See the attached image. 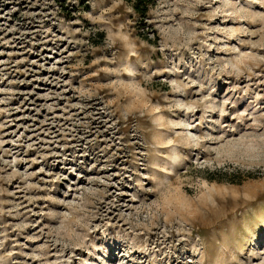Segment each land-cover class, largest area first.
<instances>
[{
	"label": "rangeland",
	"instance_id": "rangeland-1",
	"mask_svg": "<svg viewBox=\"0 0 264 264\" xmlns=\"http://www.w3.org/2000/svg\"><path fill=\"white\" fill-rule=\"evenodd\" d=\"M0 0V264H264V0Z\"/></svg>",
	"mask_w": 264,
	"mask_h": 264
},
{
	"label": "trees",
	"instance_id": "trees-1",
	"mask_svg": "<svg viewBox=\"0 0 264 264\" xmlns=\"http://www.w3.org/2000/svg\"><path fill=\"white\" fill-rule=\"evenodd\" d=\"M131 1V0H128ZM135 2L134 7L136 8V10L138 12H141L145 15V13L147 12V10L149 9V5L154 4L155 1L154 0H134Z\"/></svg>",
	"mask_w": 264,
	"mask_h": 264
},
{
	"label": "snow or ice",
	"instance_id": "snow-or-ice-1",
	"mask_svg": "<svg viewBox=\"0 0 264 264\" xmlns=\"http://www.w3.org/2000/svg\"><path fill=\"white\" fill-rule=\"evenodd\" d=\"M261 59H264V57H261ZM261 140H264V136L260 137Z\"/></svg>",
	"mask_w": 264,
	"mask_h": 264
}]
</instances>
